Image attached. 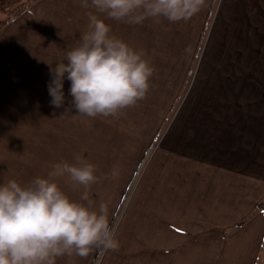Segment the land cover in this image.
<instances>
[{"label":"crops","instance_id":"crops-1","mask_svg":"<svg viewBox=\"0 0 264 264\" xmlns=\"http://www.w3.org/2000/svg\"><path fill=\"white\" fill-rule=\"evenodd\" d=\"M18 18L3 27H21ZM100 18L121 40L135 35L150 63L192 65L142 182L154 200L138 218L151 215L160 229L138 219V238L171 231L199 241L185 254L200 264H264V0H206L177 23Z\"/></svg>","mask_w":264,"mask_h":264},{"label":"rangeland","instance_id":"rangeland-1","mask_svg":"<svg viewBox=\"0 0 264 264\" xmlns=\"http://www.w3.org/2000/svg\"><path fill=\"white\" fill-rule=\"evenodd\" d=\"M76 2L0 0V19L17 7L15 18L21 22L12 30L0 28L6 29L0 35V183L16 180L27 185L36 177L46 178L53 164H75L79 157L96 167L100 182L91 186L90 198L97 210L101 205L107 209L120 247L117 251L95 249L85 258H59L57 264H189L190 258L192 264H200V257L185 254L186 249L199 246L190 236L166 231L155 242L137 235L143 227L138 219L146 222L147 230L160 229L153 224V216L138 218L142 203L145 214L154 200L153 185L142 182L147 163L160 151L159 134L182 98L192 65L150 63L154 72L146 98L118 118H90L78 115L74 108L63 114L72 99L70 81L65 79L63 84L64 106L55 108L48 93L50 66L64 60L87 31L91 9L77 12V5H72ZM135 38L123 41L137 50ZM57 183L71 199L80 200L84 189L70 177H59Z\"/></svg>","mask_w":264,"mask_h":264},{"label":"clouds","instance_id":"clouds-1","mask_svg":"<svg viewBox=\"0 0 264 264\" xmlns=\"http://www.w3.org/2000/svg\"><path fill=\"white\" fill-rule=\"evenodd\" d=\"M206 0H81L88 12L87 31L68 51L64 60L50 66V104H65L64 80L70 81L72 97L64 113L74 108L90 118H118L124 110L146 98L154 68L136 51L112 34L100 18L142 25L145 20L170 23L197 15ZM99 14V15H98ZM92 163L58 162L46 178L36 177L27 185L16 180L0 183V264H57L63 257H87L93 250H119L116 230L108 212L97 210L90 188L100 182ZM67 175L84 191L71 199L58 185Z\"/></svg>","mask_w":264,"mask_h":264},{"label":"trees","instance_id":"trees-1","mask_svg":"<svg viewBox=\"0 0 264 264\" xmlns=\"http://www.w3.org/2000/svg\"><path fill=\"white\" fill-rule=\"evenodd\" d=\"M16 8L17 7H15V9L13 8L12 10H10V16H7L6 18H4V19H0V28L2 27V26H4L5 24H7V23H9L11 20H13L15 17H17V15H18V12H16L17 10H16ZM144 156H145V154H144Z\"/></svg>","mask_w":264,"mask_h":264}]
</instances>
